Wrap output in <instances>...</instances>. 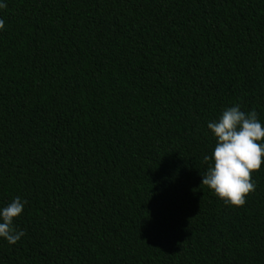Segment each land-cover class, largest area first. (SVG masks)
<instances>
[{"label": "trees", "instance_id": "trees-1", "mask_svg": "<svg viewBox=\"0 0 264 264\" xmlns=\"http://www.w3.org/2000/svg\"><path fill=\"white\" fill-rule=\"evenodd\" d=\"M5 2L0 264H264V162L242 206L201 184L208 121L264 125V0Z\"/></svg>", "mask_w": 264, "mask_h": 264}, {"label": "clouds", "instance_id": "clouds-1", "mask_svg": "<svg viewBox=\"0 0 264 264\" xmlns=\"http://www.w3.org/2000/svg\"><path fill=\"white\" fill-rule=\"evenodd\" d=\"M6 7L5 0H0V9ZM4 26V20L0 19V30ZM207 128L215 144L211 155L203 157L209 163L201 175V184L226 205L242 206L246 195L255 190L251 173L259 170L264 162V125L255 110L245 112L239 104H233L224 107L217 119L208 121ZM26 203L25 199L15 196L0 205V239L10 245L24 235V230L15 226L14 219Z\"/></svg>", "mask_w": 264, "mask_h": 264}]
</instances>
